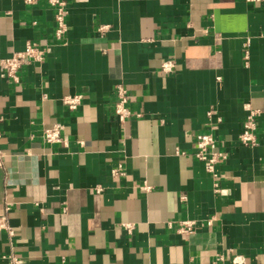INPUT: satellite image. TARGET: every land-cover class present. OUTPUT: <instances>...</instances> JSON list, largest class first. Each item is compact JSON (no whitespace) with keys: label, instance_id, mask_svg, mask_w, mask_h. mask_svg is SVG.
Instances as JSON below:
<instances>
[{"label":"crops","instance_id":"obj_1","mask_svg":"<svg viewBox=\"0 0 264 264\" xmlns=\"http://www.w3.org/2000/svg\"><path fill=\"white\" fill-rule=\"evenodd\" d=\"M65 2L57 42L45 1L0 0V60L27 42L48 50L17 84L0 71V217L14 232L9 244L0 231V264H264V0ZM249 110L253 147L238 142ZM54 124L63 142L45 144ZM206 132L225 154L216 187L193 157Z\"/></svg>","mask_w":264,"mask_h":264},{"label":"built area","instance_id":"obj_2","mask_svg":"<svg viewBox=\"0 0 264 264\" xmlns=\"http://www.w3.org/2000/svg\"><path fill=\"white\" fill-rule=\"evenodd\" d=\"M27 5H33L41 0H23ZM53 9V22H54V39L57 42L63 40L64 35L67 31L65 18L67 15V7L65 0H43ZM248 3H258L261 0H245ZM104 30L102 27L99 28V31ZM47 47L41 46L34 42H27L24 46V49L21 52L12 54L10 57L0 60V71L1 77L6 78L12 84L18 83V75L20 68L28 63H41L43 62L45 55L47 54ZM246 59V57H244ZM174 69V63L171 60H167L161 63L160 70L164 74L172 72ZM114 94V103L112 114L115 120L119 123L125 122L129 119L132 114L127 108L129 101V96L126 89L118 85L113 90ZM80 95L65 96L62 98V103L70 111H75L81 103ZM256 111L249 110L242 122L241 132L238 135V142L243 146L253 147L258 144V141L255 136V118L257 116ZM0 132V139H1ZM41 139L45 144L55 145L63 142L61 137V125L54 124L49 128H45L41 132ZM195 152L194 159L203 163L206 172L210 175L213 186L218 185L219 177L215 172V167L219 160L225 158V154L218 152L215 148V140L211 132L197 134L195 138ZM7 160V155L0 148V168L3 167L4 163ZM113 174L118 176L121 174V167H117L112 170ZM147 189V187H145ZM8 209L6 208V211ZM195 224L194 222L184 221L179 223L177 232L180 234L190 235L194 232ZM0 231L5 232L9 244L11 243L14 232L9 226L6 217H0ZM1 259L5 264H23L22 259L13 254L9 253L7 255L1 256ZM230 264H246L245 259L242 256L234 255L231 258Z\"/></svg>","mask_w":264,"mask_h":264}]
</instances>
